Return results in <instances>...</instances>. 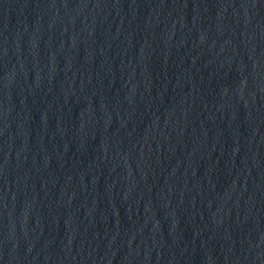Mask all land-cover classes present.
<instances>
[{"label":"water","instance_id":"95a60500","mask_svg":"<svg viewBox=\"0 0 264 264\" xmlns=\"http://www.w3.org/2000/svg\"><path fill=\"white\" fill-rule=\"evenodd\" d=\"M0 264H264V0H0Z\"/></svg>","mask_w":264,"mask_h":264}]
</instances>
